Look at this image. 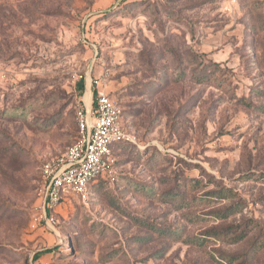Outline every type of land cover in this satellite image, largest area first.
I'll use <instances>...</instances> for the list:
<instances>
[{
	"label": "rangeland",
	"instance_id": "rangeland-1",
	"mask_svg": "<svg viewBox=\"0 0 264 264\" xmlns=\"http://www.w3.org/2000/svg\"><path fill=\"white\" fill-rule=\"evenodd\" d=\"M91 79L134 141L49 230ZM0 264H264V0H0Z\"/></svg>",
	"mask_w": 264,
	"mask_h": 264
},
{
	"label": "built area",
	"instance_id": "built-area-1",
	"mask_svg": "<svg viewBox=\"0 0 264 264\" xmlns=\"http://www.w3.org/2000/svg\"><path fill=\"white\" fill-rule=\"evenodd\" d=\"M103 82L91 79L97 89L90 92L89 101L81 99L76 106L75 141L41 166V219L49 230H54L57 208L64 201L78 197L87 202L93 196L92 187L112 176L113 147L134 141L124 128L122 108L101 89Z\"/></svg>",
	"mask_w": 264,
	"mask_h": 264
},
{
	"label": "crops",
	"instance_id": "crops-1",
	"mask_svg": "<svg viewBox=\"0 0 264 264\" xmlns=\"http://www.w3.org/2000/svg\"><path fill=\"white\" fill-rule=\"evenodd\" d=\"M101 89H104V90H105L104 84H103V86L101 87ZM105 91H106V90H105ZM106 93H107V91H106ZM112 99H113V98H112ZM119 145H120V144L115 145V146L113 147V149H112V151H113V157L115 158V160H117V158H116V153H117V150H118V146H119ZM106 179H108V178H106ZM106 179L104 178V179H101V180H106ZM99 182H100V181H99ZM99 182H98V183H99ZM98 183H97V184H98ZM97 184H95V185H97ZM95 185H94V186H95ZM94 186H93V187H94ZM93 187H92V188H93Z\"/></svg>",
	"mask_w": 264,
	"mask_h": 264
},
{
	"label": "trees",
	"instance_id": "trees-1",
	"mask_svg": "<svg viewBox=\"0 0 264 264\" xmlns=\"http://www.w3.org/2000/svg\"><path fill=\"white\" fill-rule=\"evenodd\" d=\"M205 67V66H204ZM194 75H196V77H198V78H196L197 79V82L198 83H204L205 81H206V79H204L203 77V73H200V74H198L197 75V73L196 74H194Z\"/></svg>",
	"mask_w": 264,
	"mask_h": 264
},
{
	"label": "bare ground",
	"instance_id": "bare-ground-1",
	"mask_svg": "<svg viewBox=\"0 0 264 264\" xmlns=\"http://www.w3.org/2000/svg\"><path fill=\"white\" fill-rule=\"evenodd\" d=\"M87 100H88V101L90 100V96H89V94H88V96H87Z\"/></svg>",
	"mask_w": 264,
	"mask_h": 264
}]
</instances>
